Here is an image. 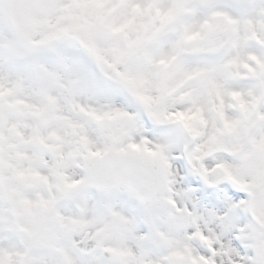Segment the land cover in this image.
I'll use <instances>...</instances> for the list:
<instances>
[{
	"label": "snow or ice",
	"instance_id": "obj_1",
	"mask_svg": "<svg viewBox=\"0 0 264 264\" xmlns=\"http://www.w3.org/2000/svg\"><path fill=\"white\" fill-rule=\"evenodd\" d=\"M0 264H264V0H0Z\"/></svg>",
	"mask_w": 264,
	"mask_h": 264
}]
</instances>
